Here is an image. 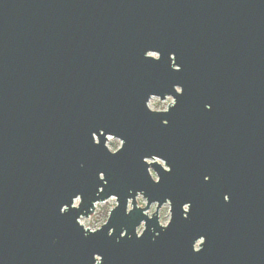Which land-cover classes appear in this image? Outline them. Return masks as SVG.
Returning a JSON list of instances; mask_svg holds the SVG:
<instances>
[{
  "label": "water",
  "instance_id": "1",
  "mask_svg": "<svg viewBox=\"0 0 264 264\" xmlns=\"http://www.w3.org/2000/svg\"><path fill=\"white\" fill-rule=\"evenodd\" d=\"M169 95V111L149 107ZM109 135L126 141L119 154ZM129 189L170 197V227L153 218L137 239L147 217L125 214ZM111 194L121 207L85 237L77 218ZM123 227L132 238L117 243ZM94 253L264 264V0H0V264H94Z\"/></svg>",
  "mask_w": 264,
  "mask_h": 264
},
{
  "label": "clouds",
  "instance_id": "2",
  "mask_svg": "<svg viewBox=\"0 0 264 264\" xmlns=\"http://www.w3.org/2000/svg\"><path fill=\"white\" fill-rule=\"evenodd\" d=\"M150 56L157 57L158 53L150 52ZM173 60H175V56H173ZM175 67V65H174ZM177 92H181V88L177 87ZM176 101L174 98L169 95L167 100L163 103L160 102L158 97H153L152 102L150 103L149 107L158 112H167L169 111V106H174ZM207 109H211L208 107ZM165 125L168 124V121L164 122ZM96 143L99 144V139L97 138ZM126 146V141L121 138H117L114 136L109 135L107 139V147L111 151L113 155L119 154ZM145 162L149 165L159 163L164 167V169L168 172L172 171L171 166L167 163V161L158 156L152 157H145ZM83 166V165H81ZM149 174L154 183L159 184L161 183L162 177L159 173L149 168ZM99 180L104 182V185L107 186L109 181L107 179L105 172L99 173ZM206 182L210 181V177H205ZM104 191V187H100L97 195ZM130 195L126 201V208L125 214L131 215L136 210H141L142 215L147 217V219H141L138 224L135 225L134 233L137 239L143 238L145 234L149 231L148 220L153 218H158L159 224L162 226L163 229L167 230L170 225L174 221V202L169 197L165 199V202L161 205L160 200H152L150 196L147 195L145 190H135L129 189ZM226 202H229L230 199L225 198ZM84 204L83 194H78L75 196L73 203L71 206L64 204L60 208L61 214H67L72 209L79 210L81 206ZM121 207V200L119 195L111 194L104 199H97L92 203V207L89 210L91 212L90 215H83L81 214L76 222L79 226L82 227L85 237L96 234L101 232L105 226L109 225L110 220L113 217L114 212ZM183 210L185 213L184 218H189L191 213V202H187L183 204ZM152 232L155 233L153 240L160 235L157 233L155 228L151 229ZM116 233V228L112 227L108 230V236L112 237ZM132 237L129 234V230L127 227H123L120 235L116 238L117 243H119L122 239ZM207 242L206 238H201V240L196 243L195 248L193 249L196 253L203 251L204 246ZM94 264H104V256L100 253L93 254Z\"/></svg>",
  "mask_w": 264,
  "mask_h": 264
},
{
  "label": "rangeland",
  "instance_id": "3",
  "mask_svg": "<svg viewBox=\"0 0 264 264\" xmlns=\"http://www.w3.org/2000/svg\"><path fill=\"white\" fill-rule=\"evenodd\" d=\"M167 98H168V97H167ZM167 98H166L165 100H163V101H162V100H160V99H159V100H160V102H161V103H163L164 101H166V100H167ZM151 102H152V99H151L150 103H151ZM150 103H149V105H150Z\"/></svg>",
  "mask_w": 264,
  "mask_h": 264
}]
</instances>
